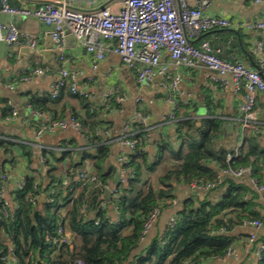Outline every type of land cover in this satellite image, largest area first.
<instances>
[{
  "label": "crops",
  "instance_id": "0c3cea01",
  "mask_svg": "<svg viewBox=\"0 0 264 264\" xmlns=\"http://www.w3.org/2000/svg\"><path fill=\"white\" fill-rule=\"evenodd\" d=\"M58 0H9V4L18 9H39ZM77 8H85V0H73ZM192 7L197 5V0H188ZM204 13L208 16L224 17L232 21L230 28H219L208 31L190 42L199 47L202 41H208L213 50L218 51L221 59L230 62H241L248 68L255 70L259 60L264 58V51L258 52L255 48L261 35L245 27L259 20L264 14V1L256 0H209ZM0 22L14 25L21 33L36 37V48L32 49L21 40L14 46L0 41V175L7 174L8 180L4 184L6 201L12 204L11 193L26 177H34L43 185H47V169L42 160L43 152H53L51 163L57 168L56 175L62 181L72 184V177L67 171L69 168L78 177L79 167L94 173L93 162L85 157L90 153L95 155V149L87 147L84 138L73 130H56L36 137V130L47 120L68 119L78 116L89 123H100L97 134L102 137V144L108 146V157L102 163L105 172L115 169L116 174L107 186V190L116 187L118 181H125L129 176L120 172L119 159L132 152L121 145L119 139L132 130L131 120L137 106L149 115L150 142L145 151L149 161L158 155L157 142L170 137V142L175 148L180 146L176 137L173 123L168 120L174 111V106L167 100V92L162 86V78L156 77L148 85H140L135 73L128 68L122 58L117 54L107 51L105 58L94 69V58L87 54L85 49L73 37H68L62 50L66 59L64 66L77 75L78 89L86 92L90 97L89 102L62 93L57 98L51 96V88L60 76L62 64L59 62L60 52L51 37V28L34 17L9 15L0 11ZM162 62L168 65L169 74H181L179 86L180 95L178 103H183L189 108H180V118L189 112L195 119L217 118L224 124L223 140L229 146L227 157L235 151L243 140V133L239 119L241 117L240 105L242 93L235 90L231 76H226L227 84L220 85L216 79L219 74L200 66L196 69L176 68L170 63L169 55L164 52ZM35 69L45 71L43 76H34L29 81L23 77ZM264 76V70L262 71ZM111 93L117 97H124L120 103H110ZM91 105L88 107V104ZM188 103V104H187ZM17 111V116L11 121L12 110ZM36 112L37 114L33 113ZM257 111L264 122V93L257 99ZM92 113L94 116H92ZM8 114V116H7ZM260 143L264 145V129L260 136ZM158 165L156 171L150 175L153 183L157 182L163 174L162 168L168 166L169 154ZM216 173L221 175L222 170L215 167ZM222 180H223V175ZM74 178V179H75ZM76 180V179H75ZM237 184L245 185L252 191L256 190L249 176L245 175L235 179ZM75 184V183H74ZM174 201L166 206L145 238L134 250L132 256L143 252L155 239L162 238L170 227L172 219L183 209L184 203L203 202L218 203L226 187L222 186L209 193L197 190L192 185L183 182H172ZM78 183V188H79ZM106 190V191H107ZM105 191V193H106ZM259 206H255L261 216H264V198L259 193ZM105 196V194H104ZM252 195H248L250 198ZM112 195L110 196V198ZM37 199L36 207L38 208ZM44 201L46 199L44 198ZM43 201V202H44ZM105 202H109L106 201ZM43 204V203H42ZM42 204L40 209L43 211ZM104 207H106L103 202ZM39 209V208H38ZM39 212V211H38ZM109 214L115 220V211L109 206ZM254 233L250 228L237 227L229 235L233 237L231 246L239 253L245 249L253 251L256 246L264 241V229L255 233L256 245L249 242V237ZM205 264H259L253 253L240 261L220 263L216 260H207Z\"/></svg>",
  "mask_w": 264,
  "mask_h": 264
},
{
  "label": "trees",
  "instance_id": "16d2710c",
  "mask_svg": "<svg viewBox=\"0 0 264 264\" xmlns=\"http://www.w3.org/2000/svg\"><path fill=\"white\" fill-rule=\"evenodd\" d=\"M65 92L71 94L68 88H63L60 94ZM78 98L89 102L88 98ZM111 102L116 103L113 98H110ZM180 108L189 106L178 103L176 121L172 122L180 146L175 148L170 137L160 139L156 144L158 155L153 161H149L145 151L147 132L140 124L132 125L134 133L130 139L136 148L128 155L125 166L129 176L109 202H105L104 194L116 171L105 172L102 167L108 157V146L102 144V137L97 134L100 123L89 125L81 117L72 116L86 127L96 154L88 153L85 157L92 160V174L100 182L78 188L74 184L77 172L69 168L67 174L74 184V190L69 191L62 185V178L56 175L57 168L50 161L53 152L44 151L48 184L43 185L34 177L24 178L23 188L13 190L10 195L16 206L9 215H5L0 198V264H12L1 259L7 255L9 245L14 247L20 264H205L207 260L222 256L231 246L233 237L229 234L235 228L242 227L245 220L264 219L254 210L259 206V192L237 184L236 178L231 176H224L222 182L209 191L226 187L218 203H184L175 225L143 252L132 256L141 243L144 223L150 213L157 207L162 212L174 201L172 182L214 183L218 178L216 166L221 170L249 167L258 187L264 188L261 134L247 131L238 156L227 162L230 145L222 138L226 136L222 120H198L190 110L180 118ZM166 154H169L170 164L162 168L163 174L153 183L150 175L166 159ZM82 170L85 168L79 167V173ZM51 188H56L54 201H44L43 211L33 215L35 207L30 200ZM249 194L252 195L250 198ZM262 195L264 198V190ZM103 202L106 207L101 206ZM109 206L115 208V220L109 214ZM60 227L70 234L71 243L52 249L50 240L57 236ZM259 264H264V254Z\"/></svg>",
  "mask_w": 264,
  "mask_h": 264
},
{
  "label": "built area",
  "instance_id": "2783aa9c",
  "mask_svg": "<svg viewBox=\"0 0 264 264\" xmlns=\"http://www.w3.org/2000/svg\"><path fill=\"white\" fill-rule=\"evenodd\" d=\"M73 0H58L54 3L47 4L44 8L39 9H18L9 4V0H0V11L9 15H20L24 17H34L42 21L51 28V37L60 52L59 81L51 88V96L57 98L63 88H68L72 95L77 97L89 98L90 96L78 89L76 84L77 75L67 69L64 64L66 59L62 55V50L68 37H73L82 45L86 53L94 58V69H97L98 63L105 58L107 51L113 52L120 56L125 65L130 68L136 75L140 85L150 84L156 77L162 78V86L167 92V100L174 106V111L169 115L168 120L176 121L175 110L178 108L177 97L180 95L179 86L181 83V74H169L168 65L162 62V55L167 52L170 63L176 68L196 69L200 66L206 67L210 71L218 73L220 76L216 81L220 85L227 84L226 76H231L235 90L242 93V103L240 105L241 117L239 125L243 137L244 134L251 130L256 134H261L264 129V122L260 119L257 111V99L260 93H264V78L257 71L248 68L241 62H230L221 59L218 51L211 48L208 41H202L199 47H195L190 39L198 38L202 34L219 28H230L233 23L231 20L218 17L208 16L204 13L209 4V0H197V5L192 7L188 0H85V8H77L72 4ZM264 0H256L263 2ZM248 30L258 32L264 39V14L253 24L245 27ZM21 40L25 41L32 49L36 48V37L21 33L14 25L3 24L0 22V41L6 42L10 46L18 44ZM258 52L264 51L261 42L255 48ZM261 71L264 70V58L259 60ZM45 71L35 69L23 80L29 81L32 77L43 76ZM115 102L120 103L125 100L124 97H117L111 93ZM188 104V103H187ZM37 114L36 112L32 111ZM17 116V111L12 110L11 116L7 118L11 121ZM131 124H140L143 131L147 132V144L150 142V125L149 115L143 109L136 108ZM56 130H73L80 134L91 147L90 139L86 134V127L76 118L70 117L61 120H47L36 130V137L40 138L44 133L55 132ZM134 131L130 130L123 135L119 142L127 147L131 152L136 148L135 142L130 139ZM243 144L239 143L232 155L227 157L230 162L238 156V151ZM45 162V160H42ZM120 172L127 174L125 168L128 163L126 156L119 159ZM221 175L240 178L249 176L252 185L259 193H263L264 188L258 187L255 179L252 178V170L249 167H240L237 169L227 168L222 170ZM219 175L217 182L200 184L197 182L191 185L197 190L211 191L222 182V176ZM8 180L7 174L0 175V198L3 199V211L9 215L11 210L16 206L10 204L5 199L4 184ZM95 174L82 170L75 185L83 186L87 183H99ZM123 181H118L116 187L110 191L111 195L117 194L118 186ZM62 185L69 191L74 190V184L63 181ZM23 188V182L17 185V189ZM56 188H51L48 192H42L30 201L36 207L38 197L44 195L49 203L54 201ZM104 207V205H101ZM115 209V208H114ZM161 215L160 207L155 208L146 219L142 231V239L157 222ZM98 222H95L97 225ZM176 223L175 219L170 222V227ZM242 227L250 228L254 233L249 237V242L256 245L257 237L255 233L264 229V219L262 220H245ZM70 234L63 228L58 229L57 236L50 240L53 248H58L63 244H70ZM251 253L259 263L264 254V243H260L253 251L245 249L239 253L230 246L226 252L215 258L220 263H227L231 260L240 261ZM2 261L8 260L12 264H20L14 254V247L9 245L7 255L1 258Z\"/></svg>",
  "mask_w": 264,
  "mask_h": 264
},
{
  "label": "water",
  "instance_id": "95a60500",
  "mask_svg": "<svg viewBox=\"0 0 264 264\" xmlns=\"http://www.w3.org/2000/svg\"><path fill=\"white\" fill-rule=\"evenodd\" d=\"M259 42H261L263 44V46H264V39H262V37L259 38ZM254 68H255V70H257L263 76V73H262V71H261V69H260V67L258 65H255ZM263 78H264V76H263ZM232 154H233V151L230 152V155H232ZM110 196H111L110 190H107L106 193H105V196H104V200L109 201L110 200ZM43 201H44V195H42L40 197V199L38 201V208L39 209L38 208H34L33 215H35L38 211L42 212V210L40 209V206L43 203Z\"/></svg>",
  "mask_w": 264,
  "mask_h": 264
}]
</instances>
